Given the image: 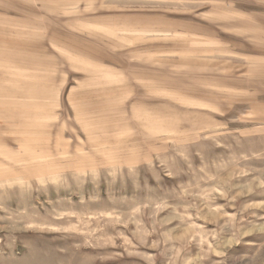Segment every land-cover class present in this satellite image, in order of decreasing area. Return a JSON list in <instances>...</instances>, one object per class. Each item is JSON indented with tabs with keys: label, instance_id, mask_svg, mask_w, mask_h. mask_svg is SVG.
<instances>
[{
	"label": "rangeland",
	"instance_id": "1",
	"mask_svg": "<svg viewBox=\"0 0 264 264\" xmlns=\"http://www.w3.org/2000/svg\"><path fill=\"white\" fill-rule=\"evenodd\" d=\"M0 264H264V0H0Z\"/></svg>",
	"mask_w": 264,
	"mask_h": 264
}]
</instances>
